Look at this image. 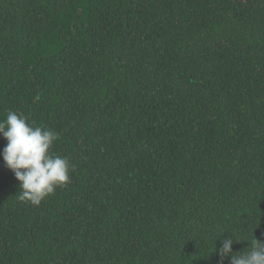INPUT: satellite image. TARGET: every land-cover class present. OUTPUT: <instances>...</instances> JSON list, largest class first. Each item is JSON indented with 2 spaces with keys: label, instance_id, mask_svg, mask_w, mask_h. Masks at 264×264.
I'll list each match as a JSON object with an SVG mask.
<instances>
[{
  "label": "trees",
  "instance_id": "obj_1",
  "mask_svg": "<svg viewBox=\"0 0 264 264\" xmlns=\"http://www.w3.org/2000/svg\"><path fill=\"white\" fill-rule=\"evenodd\" d=\"M10 111L59 133L71 183L22 202L0 155V264H230L223 239L264 243V0H0Z\"/></svg>",
  "mask_w": 264,
  "mask_h": 264
},
{
  "label": "clouds",
  "instance_id": "obj_2",
  "mask_svg": "<svg viewBox=\"0 0 264 264\" xmlns=\"http://www.w3.org/2000/svg\"><path fill=\"white\" fill-rule=\"evenodd\" d=\"M0 137L7 141L0 155L19 182L20 201L39 206L57 188L71 183L69 159L52 151L59 133L29 125L26 117L10 111L0 120ZM234 242L232 235L221 241V261L230 257V264H264V243L253 237L247 251L232 254Z\"/></svg>",
  "mask_w": 264,
  "mask_h": 264
}]
</instances>
